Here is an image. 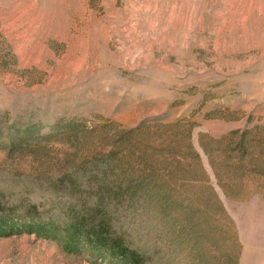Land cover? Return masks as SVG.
<instances>
[{"label": "rangeland", "instance_id": "374dc122", "mask_svg": "<svg viewBox=\"0 0 264 264\" xmlns=\"http://www.w3.org/2000/svg\"><path fill=\"white\" fill-rule=\"evenodd\" d=\"M156 116L195 124L226 214L205 209L183 234L181 218L128 214L129 244L147 264H264V178L226 196L199 143L264 120V0H0L3 201L61 204L48 177L72 151L70 122L126 129ZM20 138L26 151L8 152ZM107 262L35 234L0 237V264Z\"/></svg>", "mask_w": 264, "mask_h": 264}, {"label": "trees", "instance_id": "16d2710c", "mask_svg": "<svg viewBox=\"0 0 264 264\" xmlns=\"http://www.w3.org/2000/svg\"><path fill=\"white\" fill-rule=\"evenodd\" d=\"M194 126L184 118L163 116L126 129L115 122L100 126L70 122L62 141L72 151L54 164L62 174L48 177L52 192L63 201L40 210L29 204L17 207L0 196V237L30 233L55 241L67 253L88 251L107 264H147L120 230L128 214L181 218L182 234L198 225L205 209L211 207L214 216L226 214L193 144ZM207 137L201 135L200 147L226 196L239 198L247 182L264 178V120L222 139ZM24 143L21 138L13 140L8 152L26 151ZM36 146L33 154L44 147Z\"/></svg>", "mask_w": 264, "mask_h": 264}]
</instances>
